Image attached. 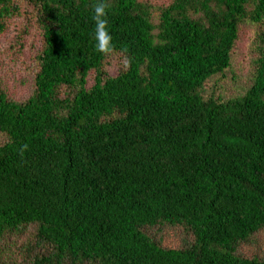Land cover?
Listing matches in <instances>:
<instances>
[{
    "label": "trees",
    "instance_id": "trees-1",
    "mask_svg": "<svg viewBox=\"0 0 264 264\" xmlns=\"http://www.w3.org/2000/svg\"><path fill=\"white\" fill-rule=\"evenodd\" d=\"M24 1L41 48L30 96L0 89V264H264L238 255L264 230V30L251 86L204 96L264 0H104L108 55L97 0ZM17 4L0 0V36ZM165 226L192 241L163 247Z\"/></svg>",
    "mask_w": 264,
    "mask_h": 264
},
{
    "label": "rangeland",
    "instance_id": "rangeland-1",
    "mask_svg": "<svg viewBox=\"0 0 264 264\" xmlns=\"http://www.w3.org/2000/svg\"><path fill=\"white\" fill-rule=\"evenodd\" d=\"M154 8L166 7L171 0H144ZM20 15L7 24L5 33L0 36V89L15 101L26 100L33 91V81L37 72L36 56L41 45L36 25L37 12L24 0H16ZM157 23V13H153ZM263 27L250 22L240 26L239 40L232 52V66L223 77L210 80L205 86L204 96L229 99L243 94L252 84L258 58V35ZM121 60L110 56L105 70L110 76H116ZM161 245L168 249H177L192 239L180 227L165 226L151 232ZM264 230L253 239L242 244L238 255L244 258H263Z\"/></svg>",
    "mask_w": 264,
    "mask_h": 264
},
{
    "label": "clouds",
    "instance_id": "clouds-1",
    "mask_svg": "<svg viewBox=\"0 0 264 264\" xmlns=\"http://www.w3.org/2000/svg\"><path fill=\"white\" fill-rule=\"evenodd\" d=\"M91 18L94 22V32L92 34L94 50L100 54H111L115 49V45L109 29L108 12L104 0H97L93 5ZM26 148L27 145H22L21 151Z\"/></svg>",
    "mask_w": 264,
    "mask_h": 264
}]
</instances>
